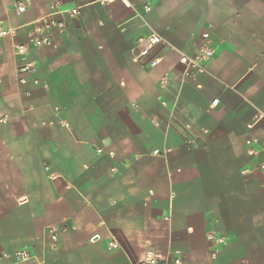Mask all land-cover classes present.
<instances>
[{
	"label": "crops",
	"instance_id": "1",
	"mask_svg": "<svg viewBox=\"0 0 264 264\" xmlns=\"http://www.w3.org/2000/svg\"><path fill=\"white\" fill-rule=\"evenodd\" d=\"M0 24L17 28L0 37V264H264L244 154L248 137L264 152V0H0ZM37 26L52 44L28 42ZM205 31L214 53L183 79ZM150 33L153 68L135 60Z\"/></svg>",
	"mask_w": 264,
	"mask_h": 264
},
{
	"label": "built area",
	"instance_id": "2",
	"mask_svg": "<svg viewBox=\"0 0 264 264\" xmlns=\"http://www.w3.org/2000/svg\"><path fill=\"white\" fill-rule=\"evenodd\" d=\"M26 8V4L23 2H19L15 5V10L18 13L24 12ZM69 14L75 15L77 14V8L70 9ZM46 27H48L51 22L47 20H43ZM43 25V23H42ZM61 28L62 25L60 24ZM17 28H6L0 24V37L2 36H14L16 34ZM26 37L28 42L34 46L40 45H50L52 42L49 40L47 33L44 28L41 26H37L31 31L26 32ZM209 33L203 32L200 36V40L198 42V47L196 52L192 55L181 54L179 57V62L182 65L180 76L181 78H192L199 73L205 72V63L212 57L214 51L213 48L209 46ZM164 40L157 35L156 33H150L144 36H140L137 39V56L135 58L136 62L140 64L142 67L153 68L158 65L159 60L157 58L148 59L145 62L143 59L148 57L153 50V48L162 43ZM24 46L18 47V52H23ZM24 82V80H21ZM36 82V81H35ZM217 100H213L212 105H215ZM153 153L157 154V150ZM262 150L258 147V140L254 137H248L244 141V154L254 161V166L259 171L262 178V185L264 187V157H261ZM247 170H244V172ZM22 202L25 199L21 200ZM207 240L212 245L211 255L216 256L218 252V248L224 244L225 239L223 236L218 235L215 231L211 230L206 234ZM52 239H56V234L52 235ZM111 246L115 245V242L111 241L109 243ZM6 256V255H5ZM14 263L22 262L29 258V254L25 251H15L10 255L6 256ZM180 262V258L177 257L173 263L167 261V259L161 257L155 251L151 249H147L144 252L143 264H178Z\"/></svg>",
	"mask_w": 264,
	"mask_h": 264
}]
</instances>
